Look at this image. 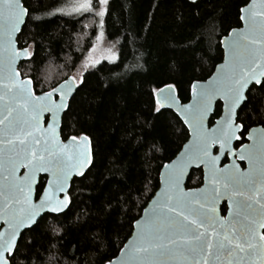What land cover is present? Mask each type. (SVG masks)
Wrapping results in <instances>:
<instances>
[{"label":"trees","instance_id":"trees-1","mask_svg":"<svg viewBox=\"0 0 264 264\" xmlns=\"http://www.w3.org/2000/svg\"><path fill=\"white\" fill-rule=\"evenodd\" d=\"M71 0H24L29 16L19 36L31 58L20 64L37 94L71 78L98 32L94 12L55 13ZM250 0H110L104 18L118 59L86 70L63 118L62 138L87 136L93 162L72 182L70 208L46 215L22 234L15 264H107L131 237L134 224L160 187V173L189 139L180 118L156 108V91L173 85L188 103L195 82L209 79L224 59L221 41L240 28ZM222 115L218 103L211 125ZM246 142L264 127V89L254 86L238 115ZM47 178H41L38 198ZM203 184L193 170L188 188ZM223 213L227 211L224 205Z\"/></svg>","mask_w":264,"mask_h":264},{"label":"snow or ice","instance_id":"snow-or-ice-1","mask_svg":"<svg viewBox=\"0 0 264 264\" xmlns=\"http://www.w3.org/2000/svg\"><path fill=\"white\" fill-rule=\"evenodd\" d=\"M107 3L108 0H98L97 16H105ZM93 8V0H80L73 11L91 13ZM28 14L23 0H0V36L4 38L5 51L11 50L9 65L20 55L12 47L13 34L22 31ZM240 19L246 21L247 27L231 42L230 62L222 76L206 88L192 86L197 102L182 110L185 122L193 126L195 140L191 146L185 145L179 160L173 161L166 173L167 190L163 200L154 203L143 223L138 222L137 239L125 245L127 251L122 250L120 264H171L164 258L174 256L182 257L176 264H264V233L260 231L264 229V134L256 138L259 156L248 148L239 154L240 159H247L250 164L257 159L261 161L260 167L246 173L236 166L218 169L219 157L211 154L215 144H219L222 151L232 153L231 142L241 138L236 133L244 127L235 124L232 109L246 100L244 90L250 84L264 89V4L259 10L256 4L251 5L247 15H241ZM21 51L27 56L26 49ZM30 83V79L20 83L10 80L3 86L9 103L4 105L6 115L0 119V126H3L0 127V144L10 146V175L14 176L19 167L27 169L19 183L9 184V191L18 192L23 203H27L25 189L31 193L40 172L50 174L49 186L53 191L51 194L45 191L38 205L29 203L26 208L16 207L22 202L20 197H5L0 205V218L8 228L0 231V264H15L20 254L18 229L35 224L41 210H62L70 198L65 194L63 200L57 202L55 192H65L70 173L83 175L82 169L92 162L90 146L81 151L77 143L82 140L87 145V136L70 137L71 148L56 139L55 117L65 107L63 97L69 94L71 85L65 81L60 86L61 102L57 104L52 101L55 88L33 100L28 90ZM165 87L167 92L165 88L155 90L159 93L155 99L157 112L166 104L176 102L172 95L174 86ZM217 95H223L229 114L220 128L208 132L204 129V114ZM2 99L4 96L0 95ZM17 101L22 103L18 108L13 107ZM45 110L52 113L53 119L41 138L35 133L40 130L39 115ZM248 139L253 137L250 135ZM200 164L208 170L209 188L201 192H183L180 177L184 169ZM225 195L231 204V220L216 215V203ZM109 264L113 262L109 261Z\"/></svg>","mask_w":264,"mask_h":264},{"label":"water","instance_id":"water-1","mask_svg":"<svg viewBox=\"0 0 264 264\" xmlns=\"http://www.w3.org/2000/svg\"><path fill=\"white\" fill-rule=\"evenodd\" d=\"M23 3H24V0H23ZM253 4H256L258 6V10H259V6L261 4H264V0H250L248 5H246L244 8H242V9H244V12L241 11V15H247V9ZM28 16H29V14H28ZM28 16L25 17V24L21 26L22 31L24 29V26L26 25ZM241 22H242V26L240 28L233 29L221 41L222 48L224 51V59H223L222 63H220L216 67L214 73L212 74V76L209 79H207L206 81H202V82H195L194 84L197 86V88L208 87L210 84H212L214 81H216L219 77H221L223 72L227 69V66L229 65V62H230V44L234 39H236L237 34L240 33L242 30L246 29V27H247L246 21L241 20ZM22 31L20 33H14L13 34V45H12V47L15 48L18 52H20V55L15 57V59L13 60V62L10 65L8 63V58L11 55V50L9 49L8 51H5L4 38H3V36H0V95L4 96V99L0 100V119H3V116L6 115V113L4 111V105L9 103L8 97L6 95H4V87H3L4 84L9 83L10 80L12 82H15V83H20L21 81H27L30 79V78H23V76L20 72V69H19L20 64L22 62H26L31 58V53H30L29 49L25 48L27 50V56H25L24 52L21 51L22 49H20V47H19L18 39H19V36L21 35ZM30 80H31V83L28 84V90L32 93L33 100L40 99V98L44 97L45 93H42V94L36 93L35 88H34V82L32 81V79H30ZM66 81L68 82L69 85H71V91L69 92L68 95H65L63 97V104L65 105V107L63 109H61L60 111H58L56 114V117H55V120H56V139L61 141L63 144H67L69 146V148H71L73 146V142L71 141V139L69 138L68 140L65 141L62 138V126H63L64 115L68 111L69 106H70V102H71L72 98L74 97V95L76 94V92L79 88V83H77V81L73 77L67 79ZM64 84H65V81L55 88L56 92L54 93V95L52 97V101H54L57 104L61 102L60 86L64 85ZM256 86H259V85H256ZM252 87H253V85L250 84L248 86V88H246L244 90V95L246 96V100L243 103H241L239 107H235L232 109V118L235 121L236 125H242V124L238 123V115H239V112H240L241 108L243 107V105L247 102V95H248V92L250 91V89ZM164 88H165V92H167L168 89L166 87H164ZM158 94L159 93L157 92L156 96ZM172 95L176 98V102L172 103V104H166L161 109L162 110H170V111L174 112L180 118V120L183 122L184 126L187 128V130L189 132V139L184 144V146L182 147V149L178 153V155L171 162L166 164L168 166V168H165V165L162 168L161 173H160V187H159L158 191L156 192V194L154 195V197L150 200V202L148 203V205L144 209L141 217L134 224L133 233L125 245L130 244V242L136 241L137 231H138V228H137L138 222L143 223L144 220L147 218V216L152 212L153 207H154V203L157 201H161L164 198V193L167 190V185L165 183L166 173L172 167L173 161L179 160L181 158V154L183 152H185V145L191 146L193 141L195 140V134L193 133V130H192L193 126L191 124L185 122V116H184V112L182 110L183 108H191L197 102V98L193 94L192 88H191L190 101L188 103H183L181 101L175 87H173V89H172ZM20 103H22V101H17L13 105V107L18 108ZM45 103H49V102L45 101ZM218 103L222 104V115L220 116L219 119H217L215 121V123L213 125H211V119L215 114L216 106ZM228 114H229V109L227 107L226 100L224 99L223 95H217L216 97L213 98L210 107L208 108L207 112H205V114H204V121H203L204 129L208 132H211L213 129L220 128L224 118ZM52 119H53V117H52V113L50 111L45 110V111L41 112L39 115V125H38L40 130L37 131L35 133V135L41 136V138H44L43 133L47 131L48 125L50 123H52ZM0 127H3V126H0ZM241 133H243V129L238 131L236 134L240 136ZM261 134H264V127L257 126V127L252 128L246 137L247 143L242 145L239 148H236V144L239 140L233 139L231 142V145H230V147L232 148V153H227V152L222 151L219 144L213 145V147L211 149V154L213 156L219 157V160L217 161L216 167L218 169H226V168L230 169L233 166H236L240 172H245V173L248 172L250 169H255V168L260 167L261 161L259 159L255 160L253 162V164H250L247 159H243V160L240 159L239 154L245 148H248V149L252 150L253 152H255L257 156H259L260 153L258 151L256 138L259 137ZM250 135L253 137V139H248V137ZM82 137H84V136H81L80 138H82ZM77 143L79 144L81 151H83L86 146H90L91 161L93 162V146H92V141L90 140V138L88 137V144L87 145L82 140H78ZM9 148H10V146L7 144H0V192H3V195H0V205H3L4 199L6 196H11L13 198L20 197L22 202L20 204L16 205L17 208H19V207H25L26 208L29 203L32 205H38V201L40 200L41 196H43L45 191H48L50 194L53 191L49 186V180L51 179L50 174L45 173V172H40L38 174L37 182H36V184L33 185V189L31 191V193H28L27 189H25V193L27 194V203H23V197H21L18 192H15L14 190L9 191V184L10 183H19L22 180L25 173L27 172V169L24 167H19L15 170L14 176L10 175L11 168H10V162H9V156H10ZM226 158H228L229 161L226 164H223ZM92 162H91V164L86 165L82 169L83 175H76L75 172L70 173L69 180H68V183L66 185V191L65 192H55V194H54L55 197L57 198V202L62 201L65 194H67L70 198V190H71L72 182L76 178H82L88 172L90 167L92 166ZM243 165H245V167ZM200 169L203 171V184H202V186H200L198 188H188L187 183H188V180H189V177H190L192 171L193 170H200ZM5 177H8V179H5ZM44 177L47 178L46 185H45L44 190L41 193L40 197L38 198V187L40 185L41 178H44ZM207 177H208V170L204 167L203 164H200L199 166L190 165L184 169L183 175H181V177H180V189L185 193L205 191L209 188V182H208ZM70 204H71V199H70V202L62 210L57 211V212H52L49 209L41 210L39 215L36 217V223L35 224H32V226L30 228L22 226L20 229H18L17 243L19 244V241L21 239L22 234L25 233L27 230L33 228L39 222V220L41 218H43L46 215H56V216L62 215L70 208ZM224 205L227 206L226 214H223V210H222ZM230 210H231V204H230L228 195L222 196V198L216 203V215L221 219L231 220L232 217L230 216ZM7 228H8V226L6 224H4L3 218H0V231H5ZM260 231H261V233H264V229H260ZM125 245L122 248L123 251H127V249L125 248ZM122 250L120 251L119 255L112 260L113 264H120V261L122 258ZM164 259L170 260L171 264H176V262L181 260L182 257L174 256V257H165ZM107 264H109V263H107Z\"/></svg>","mask_w":264,"mask_h":264},{"label":"rangeland","instance_id":"rangeland-1","mask_svg":"<svg viewBox=\"0 0 264 264\" xmlns=\"http://www.w3.org/2000/svg\"><path fill=\"white\" fill-rule=\"evenodd\" d=\"M110 0H108L109 2ZM80 0H71L66 6H63L62 8L58 9L55 13L57 14H63L68 16H74V15H81L84 13H77L73 11L75 7L79 6ZM94 8L93 11L96 13L99 11L98 6V0H93ZM108 5V3H107ZM107 5L105 6L107 9ZM98 17V32L97 36L95 38V41L93 43L92 49L90 50L87 57L82 61V63L79 65L78 69L75 71V73L72 75V77L77 81V83H81L83 74L86 70L95 67L102 61H109L114 62L118 59V47L116 43L108 41L105 35L104 31V18ZM101 20H103V23L101 24ZM101 33L103 35L101 36Z\"/></svg>","mask_w":264,"mask_h":264},{"label":"flooded vegetation","instance_id":"flooded-vegetation-1","mask_svg":"<svg viewBox=\"0 0 264 264\" xmlns=\"http://www.w3.org/2000/svg\"><path fill=\"white\" fill-rule=\"evenodd\" d=\"M247 135H248V134H247ZM246 137H247V136H246ZM246 143H247V139H246V142H245L244 144H246ZM244 144H242V145H244ZM242 145H241V146H242ZM241 146H240V147H241ZM236 148H239V147H236ZM228 161H229V159L226 158L223 164H226ZM243 166L245 167V165H243ZM223 214H224V213H223ZM225 214H226V213H225Z\"/></svg>","mask_w":264,"mask_h":264}]
</instances>
